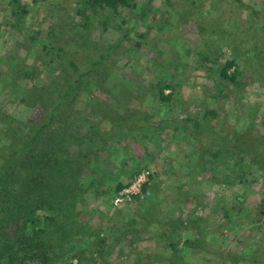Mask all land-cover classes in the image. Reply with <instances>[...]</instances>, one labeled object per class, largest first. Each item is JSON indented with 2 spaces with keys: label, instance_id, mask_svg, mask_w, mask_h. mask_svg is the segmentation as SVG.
Returning <instances> with one entry per match:
<instances>
[{
  "label": "rangeland",
  "instance_id": "obj_1",
  "mask_svg": "<svg viewBox=\"0 0 264 264\" xmlns=\"http://www.w3.org/2000/svg\"><path fill=\"white\" fill-rule=\"evenodd\" d=\"M136 1L140 7L147 4L144 18H136L130 9L123 8L121 20L118 17L110 28L94 31V38L107 48L121 44L118 55L114 56L117 64L113 71L103 74L105 79L101 85L92 80L89 89L77 95L75 104L66 114V119L70 114V118H80V122L90 119L96 131L109 133L105 139L109 152L105 151L99 135L91 138L97 144L91 145L90 140L82 142L85 141L83 137L89 135L87 127L91 123L81 130L79 139L69 149L68 157L77 161L72 164L76 166L75 175L78 177L75 182H80L78 185L86 192L78 200L80 209L84 198L90 199L91 193L99 187L102 192H110V197L105 193L100 200L89 202L87 207L90 211L83 214L82 220L103 230L115 223L121 227L137 218L142 208L153 207L149 219L142 221L138 217L139 223L128 224L129 232L120 233L116 244L111 240L106 242L102 255L113 264H138V256L143 259L139 264H173L172 261H177V264H231L234 254L239 252H243V258L236 264H264V216H259L264 201V86L253 84L257 82L255 80L250 82L249 75L223 79L224 74L213 73L215 68H226L228 62L235 59L237 50L246 57L252 56L250 49L254 42L247 40L248 29L245 27L250 26L249 31L253 35H256L253 30L264 31V0H191L195 5L179 0L180 4L174 10L169 5L172 0ZM55 2L60 7L74 8L78 0H46L42 5L35 0H20L19 5H25L29 11L20 18L13 12L11 0H0V57L14 49L21 53L31 69H35L39 86L49 84L58 69L46 66L49 59L44 56L42 44L33 42L31 38L44 41L49 36L50 27L57 20H62L49 14ZM215 8V12H211ZM137 12L139 15L140 9ZM159 13H168V21L157 22L155 18L160 17ZM214 19L220 22L223 31H232L234 27L235 32H241L243 40L231 39L227 48L220 49L213 41L222 35L212 37L202 32L206 23L213 25ZM122 20L127 21L124 29L121 28ZM71 22L65 21L66 24ZM68 33L61 40L62 44L71 40ZM207 41L215 49V56L208 63L200 58L202 53H199ZM139 42L143 46H138ZM159 51H168L169 54L164 53L159 59ZM168 55L179 69L165 64ZM234 70L232 68L229 72ZM158 78H163L167 84L162 89L154 85ZM261 80L264 82V73ZM29 83L31 81L26 82L25 78L20 85L5 90L0 82V109L6 116H11L9 120H30L37 126L47 124L48 113L43 106L24 110L21 107L23 97L20 89ZM214 110L215 115L207 116V111ZM141 115L150 118L144 120L152 125L151 129L145 130L146 133L138 121ZM188 118L193 122L188 123L186 132L181 124ZM176 119L181 123H175L178 122ZM195 123L199 124L197 130ZM167 124H172V127L164 128ZM251 125L259 136L256 143L250 133ZM10 126L13 124L6 121L0 123V159L13 156L14 149L18 151L25 145L22 140L18 147L9 146L11 137L2 135ZM246 130L250 134L238 138ZM20 134L26 136L25 132ZM194 134L199 136L208 154L219 151L206 171L198 161L199 153H194L201 146ZM230 139L239 140L231 146ZM20 161L23 163L24 159L20 158ZM143 171L150 173L144 184V187L149 186L147 194L141 201L114 207L118 184H132ZM134 172L137 174L131 178ZM178 186L180 189L177 190ZM50 200L53 202L55 199ZM87 207L83 205V209ZM58 208L62 209L61 206ZM68 213L62 211L61 221L64 223L69 218ZM107 213L112 220L106 216ZM45 214L54 216L53 211L38 213L27 222V231L43 228ZM3 217L1 215L0 219ZM165 220L176 223L196 220V228L204 231L198 233L193 225L182 234H174L175 250L165 249L155 236L162 227L161 221ZM8 222L6 228L11 234L26 225L24 219L16 222L10 218ZM199 237L201 242L193 244ZM94 255L97 256L96 253ZM90 256L89 253L83 258L67 256V262L104 264L101 256Z\"/></svg>",
  "mask_w": 264,
  "mask_h": 264
},
{
  "label": "trees",
  "instance_id": "obj_2",
  "mask_svg": "<svg viewBox=\"0 0 264 264\" xmlns=\"http://www.w3.org/2000/svg\"><path fill=\"white\" fill-rule=\"evenodd\" d=\"M44 1L46 0H35V2H40L41 5ZM11 3L13 12L19 18L29 13L25 5H19L20 0H11ZM186 3L195 5L191 0H186ZM55 4L53 9H49V14H53L62 20H57V22L50 27L49 36L44 41H38L36 37L31 38L33 42L42 44L45 50L44 56L49 59L48 62H45L46 66L58 69L57 75L49 80V84L45 83L39 86L40 84L38 83V76L36 75L35 69H31L30 64L25 60L26 57L16 52L15 49L6 52V54L0 57V82L3 83V89H10V86L15 88V86L18 84L20 85L22 81H25V78L26 82L30 80L31 83L25 85L23 89H20L22 90L21 94L23 97L20 100L21 107L24 110L26 108L32 109L37 106H43L47 113L50 114H47V118H49L47 124L37 126V123H33L30 120L24 122L14 118L9 120L11 116H6V113L2 112L0 109V123L6 121L10 125L13 124V127L10 126L5 129V134L2 135V137H11V144L9 143V146L12 148L18 147L22 140H24L25 144L23 149L18 151L14 149L15 154L13 156H4V159L2 158L3 160L0 159V217L4 215V217L0 219V264H71L67 262V256L83 258L87 253H89L92 258H100L101 256L104 264H113V261H110L109 258H104L102 255L106 242L111 240L116 244L118 242L116 241L117 238L121 236L120 233L129 232L127 225L129 224L130 226L131 224L139 223L140 220L138 217L144 221L151 215L153 207L151 206L147 209L142 208L138 214L140 212L142 213H140L137 218H134L131 223L121 227H118L115 223L108 225L103 230L100 227L95 228L89 226L85 220H82L83 214L90 211L87 204L91 201L100 200L105 193L110 197V192H102L99 187L98 190L91 193L90 199L84 198V202L81 206L82 210L80 209L78 200L81 199L86 192L78 185L80 182H75V179L78 177L75 175V173H77L76 166H72V164L77 163V161L71 160L68 154L69 149L72 148L71 145H74L75 140L79 139L81 130L86 128V125L91 123V121L90 119H86L80 122V118H70V114L67 117L68 119H66V114L75 104L77 95L89 89L92 80H95L98 85H101L102 80L105 79L103 74L113 71V66L117 64V58H114V56L116 57L118 55L121 44L111 45L107 48L103 45V42L94 38V31L96 29L98 30V28L99 30L100 28H110L112 21H116L118 17L119 19L122 17L121 14L123 13L121 9L123 8L130 9V13L136 18H144L147 4L140 7L136 0H78L74 8L70 6H68V8L60 7V4L58 5L56 2ZM177 4H180L179 0H172V2L169 3V5L173 7V10ZM28 8L30 9V6H28ZM60 8L63 9L61 10ZM139 9L140 14L138 15L137 11ZM198 9H200V6H198ZM71 10H73L72 13H70ZM215 10L216 8L212 9L211 12H215ZM159 15L160 17L156 16L155 18L157 22H159V20L160 22H166L168 21L167 18L170 16L168 13H159ZM67 16V20H63V18ZM77 17H80V19L76 21L75 19ZM199 18L202 19L203 16H199ZM46 20L49 19L46 18ZM68 20H72V22L66 24L65 21ZM126 23V20H122V29H124V24ZM209 24L210 23H206V28L202 32L212 35V37L217 34L220 36L222 35L220 38L213 41L216 46H220V49L227 48L231 39H235V41L236 38L240 39V41L243 40V38L241 39L242 36H240L241 32H235V30H233L234 27L231 28L232 31H223L221 28L222 25H220L217 19H214L213 25ZM250 28V26L245 27V29H248L247 35L249 38L247 40H253L254 42L252 44L253 47L250 49V53L254 57H246L245 54H240L237 50L235 59L230 60L226 68L218 70L217 68L212 69L215 75L218 74V72L222 73V76L224 74L225 76L223 79H227L228 76L234 77L239 75L241 77H248L249 75L248 80L250 82L255 80L257 82H253V84L259 83L264 86V82L261 80V74L264 73V37H262L264 31L253 30V33L256 34L253 35L252 33L250 34ZM67 31L69 32L68 34L71 35V40L62 44L63 41L61 40L64 39ZM259 32L261 35L258 34ZM143 38H146V36L143 35ZM137 45L143 46V43L139 42ZM204 45L205 48L199 52L202 53L200 58L208 63L212 61L211 58L215 56V49L212 48V44L209 43V41ZM164 53H168V51H159V59L162 58ZM171 59L172 57L168 55V62L165 64H168L172 69H179V66H176V63L172 62ZM112 60L115 61L113 62ZM162 67L164 66L162 65ZM232 68H235V70L230 73L229 71ZM154 85L162 89L167 84H165L163 78H158ZM170 111L172 112V110ZM211 114L215 115V110L207 111V116ZM141 116L142 118L138 119V121L143 124L144 129L142 131L146 133V129L152 128V125L147 122L150 118L143 117L145 115ZM176 121H178L175 122L177 124L181 123L179 119H176ZM190 122H193L190 118L183 120L181 125L184 131L187 132L189 127L188 123ZM16 123L20 126H15L17 125ZM194 126L197 130L199 124L195 123ZM94 127L95 125L92 123L87 127L90 132L89 135L83 137L85 141L82 142L88 143L87 140H90L89 143L91 145L97 144L95 139L91 141V138L94 135H99L100 139H102L101 143H103L102 145L105 151L109 152L110 150L107 149L108 146L105 144L106 136L109 133L105 134V132H100V130L96 131ZM166 127H172V124H167L164 128ZM251 127L252 130H250V133L252 132L251 135L255 137L254 141L256 143L259 141V136L256 132L254 133L252 125ZM22 132H25L26 136H20ZM50 132L52 133L50 134ZM250 133L246 130L242 135L236 136L242 139ZM63 135L67 137H63ZM194 135L196 138L195 140H199V145L201 144L197 150H194V153H199L198 161L203 171H206L211 167L212 163H214V158L219 151L212 152L211 155L208 154L203 149L199 136L196 134ZM53 136H55L54 139L52 138ZM237 141L230 139L231 146H234L235 143L233 144V142ZM242 141L244 140H241V143L246 144V142ZM2 149H4V147ZM220 149L221 148L218 147V150ZM20 158L24 159L23 163L20 161ZM93 158L96 160V156ZM98 158L97 161L100 159ZM23 172H25V174ZM136 174L137 172H134L130 177L132 176L131 178H133ZM7 175H9L7 180L2 181ZM10 176L11 178L9 180ZM128 184H118L117 191L128 186ZM148 187L149 186L146 185L142 190V194L135 196L132 203L141 201L143 195L147 194L149 191ZM176 189H180V186ZM50 198L55 200L52 202ZM66 204L67 206L64 208ZM83 205H86L87 208L83 209ZM59 206H61L62 209L58 208ZM76 209H78L79 212ZM42 211H53L54 216L47 217V214H45V226L43 228H34V230L32 229L28 232L27 222ZM62 211H69V218L65 223L61 221V217L63 216ZM106 216L110 218L109 220H112V216L109 213H107ZM259 216H264V201L262 202ZM10 218L11 220L16 219V222L24 219V223L26 224L25 227L17 230L14 234L8 233L6 226ZM149 222H151V220H149ZM161 222L162 227L156 231L155 236L158 238L162 248L165 249L174 248L175 250L176 246L173 244L172 240L174 234H182L183 231L189 228L192 229L193 225L195 227L194 230L196 229L195 231H198V233L204 231L200 227L196 228L197 226L194 224L197 222L196 220L187 221L185 223L183 221L176 223L172 220ZM118 229L119 231L115 232V230ZM133 236L134 232L132 237ZM201 239L200 237L195 239L193 244L201 242ZM94 253H96L98 257L95 256ZM242 258L243 252L235 253L234 257L231 259V264L232 262L235 264L240 262ZM137 259L138 264L140 261H143L140 256H138ZM143 263L144 262H142V264ZM172 263L177 264L178 262L172 261Z\"/></svg>",
  "mask_w": 264,
  "mask_h": 264
},
{
  "label": "built area",
  "instance_id": "obj_3",
  "mask_svg": "<svg viewBox=\"0 0 264 264\" xmlns=\"http://www.w3.org/2000/svg\"><path fill=\"white\" fill-rule=\"evenodd\" d=\"M148 175H150V173L147 171L141 172L132 184L119 190L113 199L114 207H121L132 203L135 196L142 194Z\"/></svg>",
  "mask_w": 264,
  "mask_h": 264
}]
</instances>
